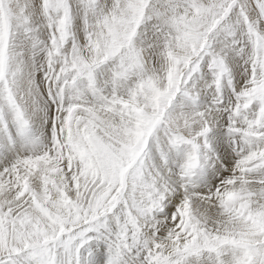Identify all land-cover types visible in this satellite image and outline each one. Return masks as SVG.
Returning <instances> with one entry per match:
<instances>
[{"label":"snow or ice","instance_id":"1","mask_svg":"<svg viewBox=\"0 0 264 264\" xmlns=\"http://www.w3.org/2000/svg\"><path fill=\"white\" fill-rule=\"evenodd\" d=\"M0 264H264V0H0Z\"/></svg>","mask_w":264,"mask_h":264}]
</instances>
